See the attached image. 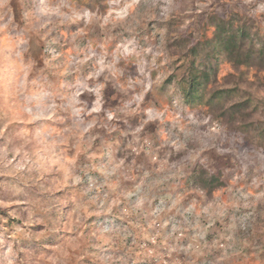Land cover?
<instances>
[{
  "label": "clouds",
  "instance_id": "9594fccd",
  "mask_svg": "<svg viewBox=\"0 0 264 264\" xmlns=\"http://www.w3.org/2000/svg\"><path fill=\"white\" fill-rule=\"evenodd\" d=\"M0 264H264V0H0Z\"/></svg>",
  "mask_w": 264,
  "mask_h": 264
}]
</instances>
